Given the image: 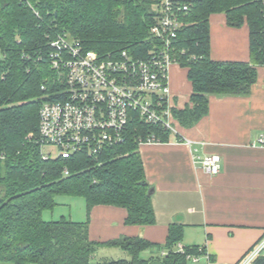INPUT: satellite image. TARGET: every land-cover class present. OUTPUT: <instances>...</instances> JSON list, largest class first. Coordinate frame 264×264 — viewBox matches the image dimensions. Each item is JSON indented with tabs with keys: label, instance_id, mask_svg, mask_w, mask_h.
Returning a JSON list of instances; mask_svg holds the SVG:
<instances>
[{
	"label": "trees",
	"instance_id": "1",
	"mask_svg": "<svg viewBox=\"0 0 264 264\" xmlns=\"http://www.w3.org/2000/svg\"><path fill=\"white\" fill-rule=\"evenodd\" d=\"M152 3L0 0V264H187L191 256L205 253L196 246L179 250L183 239L180 224L169 226L163 243L140 236L108 241L89 237V213L95 205L124 208L127 225L155 222L139 145L152 135L166 142L179 138L177 134L135 116L124 141L104 147L96 155L82 150L69 157H43L39 108L64 87L51 65L50 42L65 35L68 41L103 58L118 57L122 51L144 58L159 44L150 31L154 23ZM262 11L257 0L189 3L184 25L173 39L178 63L187 69L192 86L189 103L172 110L180 126L190 127L208 114L210 95L249 94L257 66L264 65ZM214 13H224L229 26L247 25L249 61L211 58L209 18ZM57 195L82 197L86 218L44 220L43 211L56 204ZM262 237L264 234L247 252ZM102 246H118L127 257L93 262L94 252ZM146 251L149 254L143 257ZM208 261L215 263L209 255ZM250 264H264V256L260 254Z\"/></svg>",
	"mask_w": 264,
	"mask_h": 264
},
{
	"label": "crops",
	"instance_id": "2",
	"mask_svg": "<svg viewBox=\"0 0 264 264\" xmlns=\"http://www.w3.org/2000/svg\"><path fill=\"white\" fill-rule=\"evenodd\" d=\"M209 31L212 59L249 61L245 23L232 27L224 13H214ZM169 83L175 108H183L192 92L187 69L172 65ZM177 133L179 138L139 145L155 222L127 225L124 208L95 205L89 237L140 236L163 243L169 226L180 224L179 245L205 249L197 260L204 257L208 264L209 255L216 264H235L264 234V143L258 141L264 135V65L257 66L249 94L210 95L208 114L190 127L178 124ZM208 154L221 158L213 175L200 162Z\"/></svg>",
	"mask_w": 264,
	"mask_h": 264
},
{
	"label": "built area",
	"instance_id": "3",
	"mask_svg": "<svg viewBox=\"0 0 264 264\" xmlns=\"http://www.w3.org/2000/svg\"><path fill=\"white\" fill-rule=\"evenodd\" d=\"M152 1L154 23L150 31L159 44L144 58L132 57L125 51L118 57L103 58L96 51L68 41L65 35L50 42L51 65L62 77L64 87L53 93V99L41 103L38 132L42 146L56 148L55 156L69 157L82 150L96 155L104 147L121 143L135 116L146 124L160 125L178 134L169 69L179 65L173 39L184 25L183 17L192 0ZM257 1L264 17V0ZM258 141L264 143V135ZM149 142L161 141L152 135L140 144ZM55 156L51 152L43 155ZM220 161L218 154H208L200 162L213 175L219 172ZM178 248L183 251L182 246ZM263 249L264 237L238 264H250ZM190 258L197 261V256Z\"/></svg>",
	"mask_w": 264,
	"mask_h": 264
},
{
	"label": "rangeland",
	"instance_id": "4",
	"mask_svg": "<svg viewBox=\"0 0 264 264\" xmlns=\"http://www.w3.org/2000/svg\"><path fill=\"white\" fill-rule=\"evenodd\" d=\"M43 153L51 152L52 156H55L57 151L56 148L51 145H45L42 147ZM56 204L50 208L46 209L42 213V218L44 220H57L62 216L74 220L82 221L86 218V209L85 201L82 197L79 196H69V195H57L55 196ZM149 254L148 251L142 253L143 257H147ZM261 255L264 256V249L261 252ZM127 254L119 247L110 246V247H99L94 252L92 256V261L109 259L117 260L126 258ZM204 257L199 258L196 262L191 259L188 260L187 264H204Z\"/></svg>",
	"mask_w": 264,
	"mask_h": 264
},
{
	"label": "water",
	"instance_id": "5",
	"mask_svg": "<svg viewBox=\"0 0 264 264\" xmlns=\"http://www.w3.org/2000/svg\"><path fill=\"white\" fill-rule=\"evenodd\" d=\"M150 192H152V189H150ZM152 264H158L157 262H153Z\"/></svg>",
	"mask_w": 264,
	"mask_h": 264
}]
</instances>
